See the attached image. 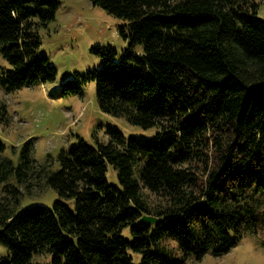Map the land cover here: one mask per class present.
<instances>
[{"label": "trees", "instance_id": "16d2710c", "mask_svg": "<svg viewBox=\"0 0 264 264\" xmlns=\"http://www.w3.org/2000/svg\"><path fill=\"white\" fill-rule=\"evenodd\" d=\"M89 1L124 23L127 45L118 60L111 47L91 48L102 65L75 72L61 93L93 81L102 112L155 132L125 137L107 127L106 141L62 150L55 170L35 165L30 141L15 164L0 140V244L9 252L0 264H134L131 253L139 264H185L258 233L264 246V19L256 0ZM56 7L0 0L6 90L55 80L38 53L35 20L45 25ZM35 178L58 198L51 208L18 209ZM37 254L50 259L32 260Z\"/></svg>", "mask_w": 264, "mask_h": 264}, {"label": "rangeland", "instance_id": "374dc122", "mask_svg": "<svg viewBox=\"0 0 264 264\" xmlns=\"http://www.w3.org/2000/svg\"><path fill=\"white\" fill-rule=\"evenodd\" d=\"M55 1L54 19L45 25L35 20L40 41L38 53L44 54L56 69L55 80L36 82L13 90L0 86V101L6 105L5 119L0 121L4 155L16 164L22 145L30 141V154L35 165L50 164L52 170L59 167V153L80 140L92 146L97 141H106L107 127L117 128L125 137H151L155 132L154 129L144 130L129 124L123 117L102 112L97 105L93 81L81 85L74 94L61 93L62 84L75 72L85 73L102 65V58L91 48L111 47L116 51L115 60H118L127 41L120 32L124 23L100 7L93 6L89 0ZM256 2V15L264 19V0ZM9 68L7 60L0 55V74ZM106 177L110 184H116V172L112 166L107 167ZM36 180L31 192L22 194L18 209L36 204L51 208L58 198L52 188L43 184L42 180ZM2 193L0 184V195ZM64 202L74 210V199H64ZM123 234L129 235L128 230L125 229ZM131 256L132 262L139 264L140 254L131 253ZM0 259H9V252L3 244H0ZM49 259L50 254H37L32 258L38 262ZM185 264H264L261 234H246L225 253L215 255L209 252L200 259H189Z\"/></svg>", "mask_w": 264, "mask_h": 264}, {"label": "water", "instance_id": "95a60500", "mask_svg": "<svg viewBox=\"0 0 264 264\" xmlns=\"http://www.w3.org/2000/svg\"><path fill=\"white\" fill-rule=\"evenodd\" d=\"M141 220H146V221H148V222H153L154 220H155V218L154 217H151V216H143L142 218H141Z\"/></svg>", "mask_w": 264, "mask_h": 264}]
</instances>
